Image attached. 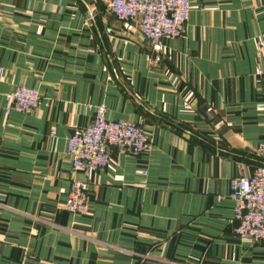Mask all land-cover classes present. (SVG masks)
Segmentation results:
<instances>
[{"label":"crops","instance_id":"crops-1","mask_svg":"<svg viewBox=\"0 0 264 264\" xmlns=\"http://www.w3.org/2000/svg\"><path fill=\"white\" fill-rule=\"evenodd\" d=\"M263 34L264 0H190L159 48L104 0H0V264H264L230 195L260 163ZM19 85L41 104L6 114ZM102 103L152 148L86 176L67 142ZM73 178L83 213L65 207Z\"/></svg>","mask_w":264,"mask_h":264},{"label":"built area","instance_id":"built-area-1","mask_svg":"<svg viewBox=\"0 0 264 264\" xmlns=\"http://www.w3.org/2000/svg\"><path fill=\"white\" fill-rule=\"evenodd\" d=\"M107 10L120 20L138 19L142 35L154 47L162 41L180 36L190 13V0H104ZM112 31L111 28L107 29ZM258 52L264 50V34L256 40ZM37 88L19 85L6 95L5 113H32L41 104ZM106 104L94 106L92 122L74 132L67 142L72 166L84 175L104 168L113 154L139 156L150 151L151 141L144 129L126 119H110ZM260 163L249 176L235 178L231 184L234 202V232L264 246V141L256 146ZM87 184L73 178L65 207L70 212L87 209Z\"/></svg>","mask_w":264,"mask_h":264},{"label":"trees","instance_id":"trees-1","mask_svg":"<svg viewBox=\"0 0 264 264\" xmlns=\"http://www.w3.org/2000/svg\"><path fill=\"white\" fill-rule=\"evenodd\" d=\"M259 162H260V159H259Z\"/></svg>","mask_w":264,"mask_h":264}]
</instances>
